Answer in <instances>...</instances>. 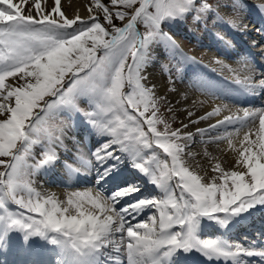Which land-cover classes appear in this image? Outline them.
Masks as SVG:
<instances>
[{
  "label": "snow or ice",
  "instance_id": "obj_1",
  "mask_svg": "<svg viewBox=\"0 0 264 264\" xmlns=\"http://www.w3.org/2000/svg\"><path fill=\"white\" fill-rule=\"evenodd\" d=\"M243 7L241 0H92L87 17L69 18L61 0H0V158H6L0 159V247L15 232L25 244L40 238L56 246V264H181L192 253L222 264H250L245 257L264 264V248L228 236L252 210L264 207V108L238 109L209 129H197L203 135L225 125L237 126V132L251 125L239 148L229 139L240 167L226 170L217 163L212 177H202L187 163L193 140L184 131L188 125L172 129L160 117L159 98L143 74L155 47L176 48L166 25L191 16L193 23L211 18L239 30L237 19L224 21L219 12L227 8L238 16ZM234 83L238 89L199 81L211 96L264 92V79L255 82L251 73L237 75ZM81 99L91 110L79 106ZM226 109L215 107L197 120L190 112V123ZM61 113H81L97 136L109 137L92 152L95 164L77 157L86 175L95 171V184L68 193L66 200L34 186L35 176L59 160L57 149L66 147L63 122L56 123ZM124 156L161 195L141 196L139 182L121 183ZM109 182L115 183L110 192L104 187ZM146 209L155 212L133 223ZM209 227L216 234L206 238Z\"/></svg>",
  "mask_w": 264,
  "mask_h": 264
},
{
  "label": "bare ground",
  "instance_id": "obj_2",
  "mask_svg": "<svg viewBox=\"0 0 264 264\" xmlns=\"http://www.w3.org/2000/svg\"><path fill=\"white\" fill-rule=\"evenodd\" d=\"M242 1L245 9L248 8L249 11L242 10L239 15L237 19L239 30L230 27L224 22L222 23V30L226 33L224 37L230 36L235 47L244 52L245 54H243L246 57L251 56L254 58V53L248 51V48L244 46L243 40H247V38L255 40L259 36L257 39L264 42V12L261 11V7L264 6V0H254V5L252 3L246 4L244 0ZM48 2H51V0H48ZM61 3L62 10L69 18H74L76 15L87 17L88 8L92 5V0H61ZM250 25H252L251 28L255 26L253 29L256 37H253L254 32L250 34L245 30V26ZM213 37L216 41L210 40L208 42L206 40L205 43H202L197 40L200 44L198 47L200 53L197 52V54L202 53V62H188L183 74L174 76L172 79H169L166 73L162 74L163 68L159 65L160 59L158 57L160 53L158 52V47L153 49L154 58L143 73L147 78L144 81L147 86H154V92L166 100L168 111L176 126L181 128L182 125H188L184 131L192 133L193 140L188 142L187 152L191 153V156L187 157V163L195 172L206 178L214 175L212 168L217 163H220L221 167L226 170L240 167L235 163L237 153L229 146V139L236 148H239L240 141L243 139L244 134L249 131L251 125L240 128L238 132L235 131L237 126L225 125L219 128H212L203 135L198 134L197 129H209L210 125L215 124L219 119H223L224 115L235 113L238 109L264 108V92H259L256 95L239 96H221L218 93L215 96H211L200 88L199 81L201 79L214 82L219 89H238L239 86L234 83V78L237 75L243 77L251 73L255 82L264 79V60L257 59V62L253 60L252 64H250L242 55L236 54L238 51L232 48V45L227 48L228 45L226 43L224 45V42L218 39L217 36ZM260 50L264 51V48L261 47ZM245 64H247V67H245ZM223 105H227V109L222 111L220 116L195 124L190 123V112L192 113L191 120H197L213 108L222 107ZM257 123L258 121H256ZM257 130L258 126L255 125L253 132L255 133ZM64 133V145L66 147L57 149L59 160L54 166L47 170H42L34 178V186L37 191L46 195H54L58 200H66L68 193L83 191L95 184V171L93 170L91 174L86 175L83 171L85 166L77 157L83 154L86 160L91 161V164H95L92 152L109 139V137L97 136L95 130L87 122L69 125L64 128ZM215 137H221V139L217 140ZM252 138L255 139V135ZM36 150L42 149L37 146V149L34 148V152ZM38 156L40 157V155ZM66 163L71 164L73 167H81L82 172L80 174L69 172L65 167ZM119 167V174L123 178L121 183L124 181L139 182L142 188L141 196L154 197L161 195L160 191L149 182L147 177L130 167L126 156H124ZM104 187L110 192L114 190L115 183L109 182ZM126 202L125 200L123 203ZM120 206L122 205H118V207ZM154 212V209H146L133 223L145 221ZM212 231L214 232V228L209 227L206 237L212 236ZM237 233L242 234V238L239 241L236 238L232 239L236 237ZM228 236L230 240L245 246L254 244L257 249L264 248V238L262 240L257 239V237H264V207H257L252 210L251 214L238 223ZM117 237H119V234H117ZM57 252L56 246L50 244L47 240L33 238L25 244L20 234L13 232L8 237L7 245L0 247V264H56V260L59 259ZM244 259L249 261L250 264L251 262L261 264L259 257H245ZM123 264H126V261H123ZM181 264H222V262H209L199 254L192 253L181 257Z\"/></svg>",
  "mask_w": 264,
  "mask_h": 264
},
{
  "label": "rangeland",
  "instance_id": "obj_3",
  "mask_svg": "<svg viewBox=\"0 0 264 264\" xmlns=\"http://www.w3.org/2000/svg\"><path fill=\"white\" fill-rule=\"evenodd\" d=\"M244 1L246 4H249V3L253 4L254 3V0H244ZM101 2L108 4L109 0H104ZM227 2L230 3L231 0H227ZM209 3L215 5L216 0H209ZM241 3L243 4L242 0H241ZM250 7H251V5H250ZM242 10L249 11L248 8L245 9V6H244L243 8H241L239 10V15L241 14ZM219 14L223 18L224 21H227L229 18H233V19L239 18V15L237 16L236 13L232 12L230 9H227V8H221ZM100 20H101V17H100ZM180 22H181V26L178 29L172 30L174 34L175 33H177V34H175V36H173V34L169 33V35L172 37V39L174 41L176 40L175 41L176 48L175 49H172L171 47L166 48L164 45L157 46L158 52L160 53V56L158 57L160 59L159 65L162 66V68H163L162 74L166 73V75L169 77V79H172L174 76H177L179 74L180 75L183 74V71L188 66V62H190V61L202 62V59H201L202 53L197 54V52H199L198 47L200 45L197 42V40L202 42V43L203 42L205 43L206 40L208 42H210V40H215V38L213 36H217V37L222 36L223 37L222 42H224V45H225V40L231 42V45L233 46L232 48H234L236 51H238V53H236V54L242 55V57L244 59L248 60V62L250 64H252L253 60L256 62H257V59L264 60L263 59L264 51H262V50L259 51V49L261 47L264 48V45H262V44H264V42H262L263 40L260 41L259 39H257L259 36L256 37L255 32L253 35V37H256L255 40H252L250 38H247V40H245V39L243 40L244 46L246 48H248V51H252V53H254V55H253L254 58H252L251 56L246 57L244 55L245 54L244 52L237 49L235 47L234 43H232V39L230 36L224 37L226 33L222 30V27H223L222 23L223 22H213V20L211 18H209L206 22H201V23H193V21L191 19H188V18L186 20L180 21ZM245 30H246V27H245ZM143 31H144V27H143V25H141V32H143ZM246 31L250 34L253 32L250 30H246ZM227 48H229V46H227ZM177 68L180 69L179 73H177V71H176ZM165 69H168V70L166 71ZM159 70H161V69L159 68ZM155 95L159 98L158 99V104H159L158 112H159L160 117L163 119H166L169 122L172 129H178V127L176 126L175 122L172 119L171 114L168 111V104H167L166 100L163 97H159L156 93H155ZM79 106L82 109L91 110L90 105L87 103L86 99H81ZM61 121L63 122V129L69 125L74 124V123L86 122L85 118L83 117V115L81 113H71V114L70 113H61L60 117L56 121V123H60ZM256 126H258V123L256 124ZM159 127L161 129L163 128L162 125H160ZM35 148L37 149V146ZM41 151L42 150H38V151L36 150V152H34L35 156L37 158H39L38 155L41 154ZM160 155L162 156L163 153H160ZM0 159H6V158H0ZM2 170H3V168H2V166H0V171H2ZM9 207L14 209L16 206L9 204ZM211 233H212V236H214L216 234L213 231ZM208 237L209 236H207L206 238H208ZM235 238H236V240L239 241V239L242 238V234L237 233L236 237H234L232 239H235ZM263 238L264 237H262V239Z\"/></svg>",
  "mask_w": 264,
  "mask_h": 264
},
{
  "label": "trees",
  "instance_id": "obj_4",
  "mask_svg": "<svg viewBox=\"0 0 264 264\" xmlns=\"http://www.w3.org/2000/svg\"><path fill=\"white\" fill-rule=\"evenodd\" d=\"M101 18H102V21H103V15H102V13H101ZM188 19H191V20H192V17L189 16ZM114 23L116 24V26H120V24H121L122 22L119 21V20H114ZM180 26H181V22L178 21V22L173 23V24H171V25H166V26L164 27V29H165V30H168V31H172V30H174V29H178ZM139 30L141 31V25H139Z\"/></svg>",
  "mask_w": 264,
  "mask_h": 264
}]
</instances>
